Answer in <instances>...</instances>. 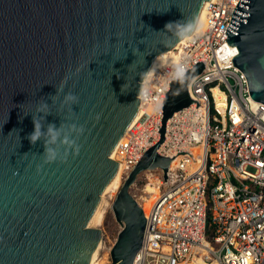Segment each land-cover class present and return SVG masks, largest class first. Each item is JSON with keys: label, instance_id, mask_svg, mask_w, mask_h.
Masks as SVG:
<instances>
[{"label": "water", "instance_id": "1", "mask_svg": "<svg viewBox=\"0 0 264 264\" xmlns=\"http://www.w3.org/2000/svg\"><path fill=\"white\" fill-rule=\"evenodd\" d=\"M209 1L0 0V264H92L104 232L89 222L119 173L111 155L138 116L145 74L189 38ZM182 19V28L160 32ZM226 34L252 98L264 103V0H240ZM204 69L199 63L172 82L160 141L113 203L122 228L112 264H135L143 246L148 215L132 193L139 176L162 169L167 182L177 156L189 155L159 149L169 119L192 103L200 107L189 85ZM33 117L74 142L51 145L54 163L45 162L46 137L35 145L27 138Z\"/></svg>", "mask_w": 264, "mask_h": 264}, {"label": "built area", "instance_id": "2", "mask_svg": "<svg viewBox=\"0 0 264 264\" xmlns=\"http://www.w3.org/2000/svg\"><path fill=\"white\" fill-rule=\"evenodd\" d=\"M239 2H208L203 31L171 50L143 81L138 116L115 148L112 159L125 181L160 141L177 67L186 74L205 64L189 85L200 107L192 103L169 119L159 149L192 158L178 155L167 182L162 169L143 173L158 193L149 202L150 190L136 197L148 217L135 264H264V103L252 98L233 62L239 49L226 34Z\"/></svg>", "mask_w": 264, "mask_h": 264}, {"label": "clouds", "instance_id": "3", "mask_svg": "<svg viewBox=\"0 0 264 264\" xmlns=\"http://www.w3.org/2000/svg\"><path fill=\"white\" fill-rule=\"evenodd\" d=\"M196 22H197L196 23L197 29H199L200 22L198 19H196ZM183 24H184L183 19L174 22H168L165 25L164 30L160 32H170L172 31L173 27L180 29L183 27ZM189 27H191V25H189ZM185 71L186 69L183 66H178L176 69L175 79L182 82ZM150 74H152L151 70H149V72L146 73L145 75H150ZM66 100L71 101L73 103L78 102V98L72 94H69L66 97ZM33 125H34V131L31 134H29L27 138L32 145H35L37 142L41 141L42 138L46 137L44 140V158L46 163H54L57 159L58 153L53 147H51V145L57 144L58 141L61 142L63 145H68V146H71V144L74 143L71 142L68 137H64V139L60 141L61 131L54 124H49L45 132L42 124L36 119V117H33ZM75 152L76 155H79L80 148L78 146L76 147Z\"/></svg>", "mask_w": 264, "mask_h": 264}, {"label": "rangeland", "instance_id": "4", "mask_svg": "<svg viewBox=\"0 0 264 264\" xmlns=\"http://www.w3.org/2000/svg\"><path fill=\"white\" fill-rule=\"evenodd\" d=\"M122 187V185H121ZM121 187L116 191H109L104 198L103 209L105 210V222L99 228L104 232L103 246L99 253V258L102 259L105 263L110 264L111 260V248L117 240L118 234L121 231V225L117 222L115 214L113 211V203L121 189ZM150 188H153V185L146 181L145 175L142 174L139 176L137 182L132 187V193L135 197L144 195V192H148ZM154 189V188H153ZM106 258H105V257Z\"/></svg>", "mask_w": 264, "mask_h": 264}, {"label": "bare ground", "instance_id": "5", "mask_svg": "<svg viewBox=\"0 0 264 264\" xmlns=\"http://www.w3.org/2000/svg\"><path fill=\"white\" fill-rule=\"evenodd\" d=\"M212 1V0H211ZM210 2V1H209ZM208 3H206L203 7V10L201 12V15L199 17V22H200V27L199 29H197V26L195 27V30L192 34L189 35V37H192L193 35L197 34V33H200L201 31H203L204 27H205V21H206V15H205V7ZM188 37H185L184 40H187ZM183 40V41H184ZM181 41V42H183ZM181 42L179 44H181ZM178 44V45H179ZM177 45V46H178ZM176 46V47H177ZM175 47V48H176ZM169 52L167 53H164L162 55H160L154 62V65L153 67L150 69L151 71L153 70L154 67H156L157 65L159 64H162L164 63L165 61V56L168 55ZM148 76V75H147ZM147 76L146 78L144 79V81L147 79ZM111 158H115V149L111 155ZM121 173L119 172L117 177L114 179V181L107 187V189L105 190V192L103 193V197H102V201L100 203V205L98 206L97 210L95 211L94 215L92 216L90 222H89V226L90 227H93V228H99L100 226H102L105 222V218H106V215H105V210L103 209V202H104V198H105V195L111 190L112 191H116L118 190L121 185L123 184V181L124 179L120 176ZM150 191L154 192L152 194V196L150 197H147V202L151 201L154 196L156 195V193H158V189H153V188H150ZM151 192V193H152ZM156 192V193H155ZM140 204L142 205L143 203L141 201H139ZM103 243V242H102ZM101 243L100 247L98 250L95 251L94 255L92 256V264H104L105 262L99 258V253H100V250L102 249V246L103 244ZM105 257V256H104ZM106 258V257H105Z\"/></svg>", "mask_w": 264, "mask_h": 264}]
</instances>
